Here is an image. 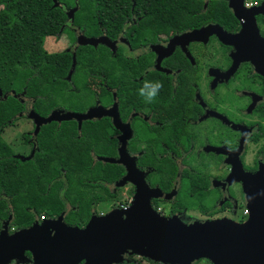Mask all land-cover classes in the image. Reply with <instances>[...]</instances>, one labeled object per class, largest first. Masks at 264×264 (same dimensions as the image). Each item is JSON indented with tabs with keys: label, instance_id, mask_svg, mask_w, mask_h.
Listing matches in <instances>:
<instances>
[{
	"label": "flooded vegetation",
	"instance_id": "af4514ba",
	"mask_svg": "<svg viewBox=\"0 0 264 264\" xmlns=\"http://www.w3.org/2000/svg\"><path fill=\"white\" fill-rule=\"evenodd\" d=\"M130 1V8L125 1L118 6L114 26L106 19L90 18L82 25L67 19L65 26L75 42L63 50L71 57L70 68L77 67L76 51L81 47H92L98 56L104 51L108 59L97 77L88 59L78 63L88 64L84 89L67 78L70 90L99 98L83 112L73 113L100 107L99 117L82 121L80 128L76 121L63 122L75 123L78 132L84 124L99 128L106 155L97 161L119 160L120 154L132 159L148 188L167 197L150 199L162 216L181 220L196 213L205 219L246 223L251 214L242 175L261 172L264 177V0H244L242 7L235 3L238 0H232V8L219 5L226 8L224 20L205 14L208 2L215 0H202L201 9L184 8L188 18L173 20L148 18L149 3ZM78 34L95 43L79 44ZM92 80L97 89L90 92ZM157 81L163 87L149 103L140 89ZM112 165L122 175L112 185L92 182V189L105 195L100 196L103 202L93 204L90 217L105 215L96 208L117 199L119 189L129 201L112 210L127 209L134 201L136 186L121 183L126 166ZM69 210L59 215L64 222ZM11 218L1 221L0 232L5 222L10 234L22 230L10 228ZM25 262L32 264L30 254Z\"/></svg>",
	"mask_w": 264,
	"mask_h": 264
},
{
	"label": "trees",
	"instance_id": "16d2710c",
	"mask_svg": "<svg viewBox=\"0 0 264 264\" xmlns=\"http://www.w3.org/2000/svg\"><path fill=\"white\" fill-rule=\"evenodd\" d=\"M123 1L130 8V0H78L74 20L82 25V21L90 18L106 19L109 26H114L111 21L118 18V6ZM144 2L149 3L147 10H151L146 17L169 20L188 18L183 15L187 9H201L204 3L202 0ZM97 3L100 9L93 8ZM224 3L209 1L205 14L226 19V8L219 6ZM1 4L4 8L0 11V224L11 216L10 228L24 229L41 217L54 219L71 209L66 213L65 223L84 227L90 219L92 204L104 201L88 197L93 192L92 182L100 187L103 182L112 185L122 175L118 166L97 161V157L106 155L97 135L99 128L84 124L78 132L73 122L60 125L52 122L41 126L36 134L33 129L24 136L35 146L34 154L26 162L13 158V150L2 139L4 130L13 127L30 109L43 118L55 110H72L68 106H75L76 112L84 111L82 100L76 101L79 97L75 105L69 101L75 93L68 91L70 82L65 80L71 69L70 55L48 54L42 47L43 39L56 36L67 18L63 8L54 7L52 0H5ZM93 52L95 49L89 46L78 48L75 61L78 67V63L88 59L90 72L97 77L108 58L104 51L99 56ZM107 65L114 66L108 62ZM85 95L89 100L99 99L86 92Z\"/></svg>",
	"mask_w": 264,
	"mask_h": 264
},
{
	"label": "water",
	"instance_id": "95a60500",
	"mask_svg": "<svg viewBox=\"0 0 264 264\" xmlns=\"http://www.w3.org/2000/svg\"><path fill=\"white\" fill-rule=\"evenodd\" d=\"M55 1V0H54ZM230 8L232 0H220ZM244 0L235 1L242 7ZM219 35H224L221 33ZM221 37V38H222ZM223 41L224 38H223ZM226 42V41H225ZM86 44H93L91 41ZM100 107L84 114L55 110L46 118L33 110L25 116L34 123V134L52 122L82 121L99 117ZM100 162L126 166L121 183L132 182L137 192L127 209H114L92 215L84 227L68 226L62 216L39 222L10 234L5 222L0 232V264L27 259L32 264H122L126 254L138 255L158 264H264V177L243 173V182L251 219L237 224L228 219L184 224L177 217H164L150 203L153 198H167L145 184L132 159L98 158ZM138 177V178H137Z\"/></svg>",
	"mask_w": 264,
	"mask_h": 264
},
{
	"label": "rangeland",
	"instance_id": "374dc122",
	"mask_svg": "<svg viewBox=\"0 0 264 264\" xmlns=\"http://www.w3.org/2000/svg\"><path fill=\"white\" fill-rule=\"evenodd\" d=\"M4 1L5 0H0V11L4 8V6L1 4ZM77 1L78 0H55V1L52 0L54 7L59 8L60 6H62L63 11H64L63 13L65 14L68 21H69V19L74 21V15L79 9ZM85 21L86 20H84L82 22L84 23ZM75 23L72 22V24L75 27H77L75 25ZM77 40H78L79 44H81V42L85 43V42H89V41H91L92 43H95L94 40L85 39L83 36H81V34H78ZM73 43H75L73 35H71V33L67 30L66 26L63 25L60 28L59 33L56 36H46L43 39L42 47H43V50L48 54H59V53H63V50L65 48H67V47L71 48ZM74 46H75V44H74ZM87 69H88V64L86 62H82L81 64L78 65V67L73 66L68 71L67 76L65 77V80L67 81V78H70L72 81H78L79 83H77V84L80 85V87H78V89L82 88V84H83V89H84V86L87 83L86 79L88 76H86L83 73L86 72ZM77 70L79 72H77L75 74V72ZM91 82L93 84L90 83L92 85L89 86V90H90V92H93V90L97 89V87H96L97 82L93 81V80ZM68 91H72V90H70L69 86H68ZM74 92H75L74 96L69 100V101L73 102V105H75L74 102L82 100V103L80 105L83 106V108L85 109L86 107H88L92 103V100H89L86 97L84 91L76 89V90H74ZM76 97H79V99L77 98V100L75 101ZM67 108L72 109V110H69L72 112L77 111V110H75L76 109L75 106H68ZM59 111L66 112L64 110H59ZM22 116L23 115H21L20 117H22ZM24 116H25V114H24ZM33 129H34L33 122L25 116L24 118L18 120L13 127H9V128L4 130V132L2 134V139L13 150V152H14V154L12 155L13 158H15L21 162H26V161L30 160L32 153H33V150L35 149V146L32 145L33 143L31 142L30 139L26 140L24 136L31 134ZM102 156H104V155H102ZM208 171H210V169H208ZM93 188H94V186H93ZM91 191H94V192H91L90 195L88 196L89 198H91V200H95V198H100V196L105 195L104 192L99 193V189H91ZM88 194H89V192H88ZM118 194H120V195L114 201L98 206L96 208L97 213L100 215L107 214V213L111 212L115 206L119 207L120 204H123V205L125 204V206H126L128 201H129V198L128 197L126 198L123 195V193L121 194V189L118 190ZM92 207H93V204H92ZM208 220H210V219L202 218V217L198 216L196 213H189L188 216L185 215V217L181 219V221L184 224H191L194 222H203V221H208ZM144 261H146V259H144L138 255L128 253L124 256L122 264L129 263V262H141V264H143ZM14 262L16 264H25L26 263L25 260H23V261L15 260ZM195 264H211V263H210V261L204 259V260H200L199 262H197ZM222 264H228V263H222Z\"/></svg>",
	"mask_w": 264,
	"mask_h": 264
},
{
	"label": "clouds",
	"instance_id": "9594fccd",
	"mask_svg": "<svg viewBox=\"0 0 264 264\" xmlns=\"http://www.w3.org/2000/svg\"><path fill=\"white\" fill-rule=\"evenodd\" d=\"M163 87L162 83L157 81L155 83H145L144 88L140 89V95L146 98L147 102H152L158 95L159 90ZM264 194V193H261Z\"/></svg>",
	"mask_w": 264,
	"mask_h": 264
},
{
	"label": "built area",
	"instance_id": "2783aa9c",
	"mask_svg": "<svg viewBox=\"0 0 264 264\" xmlns=\"http://www.w3.org/2000/svg\"><path fill=\"white\" fill-rule=\"evenodd\" d=\"M44 221H46V219L44 217H41L39 222H44ZM143 264H148V263L144 261Z\"/></svg>",
	"mask_w": 264,
	"mask_h": 264
},
{
	"label": "crops",
	"instance_id": "0c3cea01",
	"mask_svg": "<svg viewBox=\"0 0 264 264\" xmlns=\"http://www.w3.org/2000/svg\"><path fill=\"white\" fill-rule=\"evenodd\" d=\"M32 121V120H31ZM34 124V123H33Z\"/></svg>",
	"mask_w": 264,
	"mask_h": 264
}]
</instances>
